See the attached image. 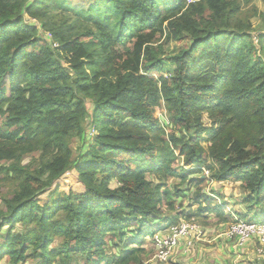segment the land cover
I'll list each match as a JSON object with an SVG mask.
<instances>
[{
	"label": "trees",
	"instance_id": "1",
	"mask_svg": "<svg viewBox=\"0 0 264 264\" xmlns=\"http://www.w3.org/2000/svg\"><path fill=\"white\" fill-rule=\"evenodd\" d=\"M250 3L0 0V175L16 186L0 198L5 264H144L162 227L234 223L203 192L204 169L239 183L243 213L264 212V33L249 18L231 25ZM60 5L86 25L48 29V42L29 21ZM170 42L181 49L166 75ZM162 104L169 133L153 116ZM87 126L96 135L71 162L69 142ZM36 154L31 169L23 158ZM176 180L195 188V211L175 213ZM113 239L118 255L105 250Z\"/></svg>",
	"mask_w": 264,
	"mask_h": 264
},
{
	"label": "rangeland",
	"instance_id": "2",
	"mask_svg": "<svg viewBox=\"0 0 264 264\" xmlns=\"http://www.w3.org/2000/svg\"><path fill=\"white\" fill-rule=\"evenodd\" d=\"M187 1H192V0H187ZM252 6H255L258 9L259 14H261L260 18L259 17L256 18V17L251 16L252 15V10H251ZM48 14H49L48 15L49 16L48 21H42L39 23L36 21H31V20L29 21V23L31 25H34L39 29V31L41 32V35H43V38L46 39L48 42L50 41V37H49L50 32L48 29L53 30V29L61 28L63 23H68L69 27H65V31L69 32L70 27H76L78 30H80L82 28L84 29L83 25H86L84 21H79V24H75L74 17H70L71 12L66 13V10H64L63 5L58 6V9L50 8ZM262 15H264V3L262 2V0H252V3L244 6L242 11L239 14H236L232 17L231 25L232 26H238L241 23H248L247 19L249 18V20H250L249 23L252 25L253 31L255 33H258V32L264 33V26L262 25V23H261L262 21L260 20L263 17ZM110 19L111 20L109 21V23H111V21L113 20L112 15L110 16ZM255 33H253L254 36L257 35ZM180 49H181V46L177 45L175 42H170L169 44H167L163 47V50H164V57H163L164 70H163V72H164V74L169 75L170 73H172V70L174 68L173 63H172V57L175 56L180 51ZM153 116H154V118H156L158 120L160 127L164 129L165 133H169L172 130V128L169 125L163 104L160 108L155 109ZM204 123L207 126L210 125V121L208 120L207 115L204 116ZM94 135H96V132L92 128L87 126L85 129V134L82 136V138H80V139L74 138V139L70 140L69 148L72 152L71 162H76L77 159L83 155L82 153L85 152L87 145L89 144L90 140L92 139V137ZM203 137L204 138L201 140V144L203 147L207 148L209 145L208 136L203 134ZM36 158H38L37 154L35 156L34 155L33 156H26L25 158H23V163L29 164V165L31 164L30 165L31 169H36V167L38 166L37 163L35 162ZM7 164L8 163H6V162L1 163V165H7ZM73 165L74 164L72 163V166ZM72 166L70 167V169L66 175H69L70 173H72L74 171V168ZM202 173H203V178H205V185L203 187L204 188L203 192L206 193V195H210L209 197H211V198L213 197L212 195H214L216 197V199H214V201H216V202H218V201H220V203L225 202L227 204V206H225L226 207L225 210L229 214L233 213V216L235 218V222L232 223L228 220L227 223H219V222H216V220L214 218H210L211 216L209 217L207 224H205V225L199 224L197 221L196 222L194 221L196 224L198 223L199 226L200 225L202 226V227L201 226L200 227L203 229V234L199 239H195L193 241L191 247H189V249L187 250L186 254L189 255V253H190L189 257L183 256L180 260H183L185 264H215V262H218L219 264H230L232 258L234 257V259H235V255L232 256L230 254L229 255L227 254L224 242L221 239L222 237L218 238V239H220L222 244L217 243L215 240H213L216 235H219L220 231H217V232L211 234L210 230L216 231L219 228H221L222 233H223L226 231L225 229L234 225L237 221H247V219L252 220V222L264 221V212H262L260 215L258 212L256 214V216L254 214H251V213H248V214L245 213L246 215L243 219L239 218V216L241 214H243V208L241 206H242V201L244 200L243 191L239 187V183L237 181H233V180H225L223 182L217 183L213 179L210 178L211 176H210V173L208 170L204 169V170H202ZM2 178H3V174L0 175V198H2V196L10 194L12 190L16 189V186L14 183L4 181ZM150 180L156 183L155 180H153V179H150ZM173 185H178L179 191H181L183 194V196L181 198H177L175 200L176 201V207L178 210L175 213L178 214V212L179 213L188 212L189 207H190V211H195L197 206L195 204H193L192 202H190V200H189L191 197V193L193 192V190L195 188L189 190L188 186L186 184H180L179 185L178 180L174 181L173 183H171V182L168 183L167 187L173 188ZM1 210H3V203L0 200V211ZM175 213H173V215ZM181 221H185V220L180 219L179 222H181ZM23 229H24L23 227H20L18 225L16 228V231H18V232L23 231ZM160 229L164 230L163 227ZM160 229H159V231H160ZM205 229L207 230V234L205 232L206 231ZM6 230H7L6 228H3L0 233L2 235H4L6 233ZM165 231H161L159 233H164ZM127 238L133 239L132 235L127 236ZM205 239L207 241H204ZM53 243L51 245L52 248H58L60 246L58 241L55 242L54 244ZM117 243H118L117 239H115L114 241L108 242V245L105 247V250L107 251L108 255H113V254L118 255L119 254V251L117 248ZM246 244H252V246H253L252 257L249 260H245L246 264H264V260H262L259 257V255L257 254V251H256L257 247L255 245V241L254 240L248 241ZM246 244H244V245H246ZM129 245H132V243L130 242ZM145 246L147 249L146 251L150 254V259H151V262H149L148 264H161V263H158L156 261V259H153L155 250L152 247V244L149 240L145 244ZM232 247H235L233 242H232ZM240 248H242V247H240ZM181 256L177 255V258L181 257ZM147 260H149V259H147ZM191 260H197V262H191ZM0 264H5V258L0 259ZM27 264H35V263L27 262ZM165 264H167V263H165ZM168 264H170V263H168Z\"/></svg>",
	"mask_w": 264,
	"mask_h": 264
},
{
	"label": "built area",
	"instance_id": "3",
	"mask_svg": "<svg viewBox=\"0 0 264 264\" xmlns=\"http://www.w3.org/2000/svg\"><path fill=\"white\" fill-rule=\"evenodd\" d=\"M161 231L165 232L159 233ZM202 234L203 229L192 221H181L164 230L157 231L151 240L155 250L153 259H156L161 264L168 263L174 251L182 242H185L183 252L187 251L185 248L189 249L193 241L199 239ZM223 235L238 248L243 247L248 241L254 240L257 254L264 260V221H237L234 225L227 228ZM149 262H145L144 264H148Z\"/></svg>",
	"mask_w": 264,
	"mask_h": 264
},
{
	"label": "crops",
	"instance_id": "4",
	"mask_svg": "<svg viewBox=\"0 0 264 264\" xmlns=\"http://www.w3.org/2000/svg\"><path fill=\"white\" fill-rule=\"evenodd\" d=\"M247 214V213H246ZM245 213H243V215H246ZM223 225V224H222ZM206 230V229H205ZM226 230V229H225ZM217 231L219 232V235H216L215 238L213 240H215L217 243L222 244V242L220 241V239H218L219 237L222 239V241L224 242L225 245V249L227 251V254L234 256L235 255V259L234 257L231 260L230 264H246L245 260H249L252 257V253H253V246L252 244H246L244 245L242 248H238V247H232V241L227 239L223 233L221 228H219L216 231H211L210 233L213 234ZM207 234V230L205 231ZM221 234V235H220ZM204 236V235H203ZM204 241H207L206 239ZM209 241V240H208ZM185 245V242H182L181 245L174 251L173 256L171 257V259L169 260L168 263L170 264H185L183 260H180L183 256L189 257L187 253V251L183 252V246ZM146 247V246H145ZM188 250V248H185ZM237 249V250H236ZM238 251V252H237ZM226 254V255H227ZM177 255H182L181 257L177 258ZM217 257V256H216ZM247 257V258H246ZM151 262V259L147 260L146 262ZM178 262V263H177ZM191 262H197V260H191ZM167 263V264H168ZM248 263V262H247ZM215 264H219L218 262H215Z\"/></svg>",
	"mask_w": 264,
	"mask_h": 264
}]
</instances>
